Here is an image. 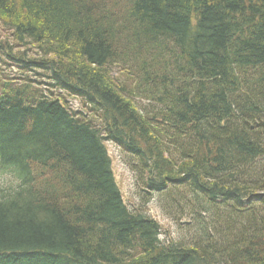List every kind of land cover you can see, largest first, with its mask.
Returning <instances> with one entry per match:
<instances>
[{
	"label": "trees",
	"instance_id": "obj_1",
	"mask_svg": "<svg viewBox=\"0 0 264 264\" xmlns=\"http://www.w3.org/2000/svg\"><path fill=\"white\" fill-rule=\"evenodd\" d=\"M0 176V264H264V0H0Z\"/></svg>",
	"mask_w": 264,
	"mask_h": 264
},
{
	"label": "rangeland",
	"instance_id": "obj_2",
	"mask_svg": "<svg viewBox=\"0 0 264 264\" xmlns=\"http://www.w3.org/2000/svg\"><path fill=\"white\" fill-rule=\"evenodd\" d=\"M77 103L78 102H75L74 105L77 106ZM107 148L112 159V169L114 171L115 179L119 185L125 201L129 205L137 204L144 206L145 202L141 197H139L140 192L137 191L138 187L135 183V175L126 164L123 155H121L117 147H115L112 143L108 144ZM141 202L142 204H140ZM145 212L156 218L161 224L163 232L161 235L162 239L169 241L179 239L183 236L190 237L189 235L192 232L188 230H190L193 225L187 226L183 224L180 227L177 220L168 217V215L166 214L167 209L161 206L157 200H153L152 202L146 204Z\"/></svg>",
	"mask_w": 264,
	"mask_h": 264
},
{
	"label": "bare ground",
	"instance_id": "obj_3",
	"mask_svg": "<svg viewBox=\"0 0 264 264\" xmlns=\"http://www.w3.org/2000/svg\"><path fill=\"white\" fill-rule=\"evenodd\" d=\"M123 196V195H122ZM146 198V197H145ZM122 199H123V201H124V203L132 210V211H134V212H136V211H143L144 210V208L141 206V205H137V204H131V205H129L126 201H125V199H124V197H122ZM146 200V199H145ZM153 200H157L159 203H160V205L162 206H164V204L166 203V200H165V198L163 197V196H159V195H153L152 196V199L150 200V202H152ZM146 202V201H145ZM150 202H148V203H150ZM147 203V204H148ZM172 211H174V212H178L179 211V208L177 207H171L170 208ZM167 214V213H166ZM193 222V220L190 222V221H188V223L189 224H191ZM187 223V226L189 225Z\"/></svg>",
	"mask_w": 264,
	"mask_h": 264
}]
</instances>
